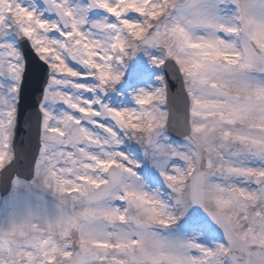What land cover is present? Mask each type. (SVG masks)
Here are the masks:
<instances>
[{"label":"snow or ice","instance_id":"snow-or-ice-1","mask_svg":"<svg viewBox=\"0 0 264 264\" xmlns=\"http://www.w3.org/2000/svg\"><path fill=\"white\" fill-rule=\"evenodd\" d=\"M0 185V264H264V0H0Z\"/></svg>","mask_w":264,"mask_h":264},{"label":"water","instance_id":"water-1","mask_svg":"<svg viewBox=\"0 0 264 264\" xmlns=\"http://www.w3.org/2000/svg\"><path fill=\"white\" fill-rule=\"evenodd\" d=\"M26 62L27 68L20 91L18 119L14 136L19 159L12 169L13 173H19L22 177L27 174L28 162L35 144L37 106L47 79L46 69L36 61L31 53L27 55ZM168 79L170 88L175 91L177 87L175 81L171 77ZM0 192H3L2 185H0Z\"/></svg>","mask_w":264,"mask_h":264}]
</instances>
